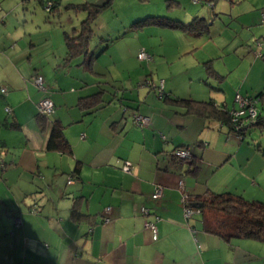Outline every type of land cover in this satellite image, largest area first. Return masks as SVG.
<instances>
[{
    "label": "crops",
    "instance_id": "obj_1",
    "mask_svg": "<svg viewBox=\"0 0 264 264\" xmlns=\"http://www.w3.org/2000/svg\"><path fill=\"white\" fill-rule=\"evenodd\" d=\"M3 6L25 9L22 23L14 25L6 20L10 11L0 14V88H6L5 94L0 92V161L5 165H0V182L16 186L13 194L21 202L7 207L13 216L19 215L21 226L4 228L10 232L4 241L0 238V244L17 252L15 264H264V241L223 238L204 229L199 211L184 215V193L201 200L208 192L228 191L264 202L247 197L246 188L221 187L226 165L232 172H240L248 185L264 184L255 170L247 171L251 166L244 163L240 167L233 161L241 151L245 154L242 160H248L249 146L223 122L225 127L220 126L213 139L224 131V143L229 145L212 140L210 131L213 125L217 127L218 119L181 101L213 100L214 94L223 100L226 88L221 78L225 73L206 64L213 56L208 55L203 64L200 59L194 61L196 65L190 63L189 77L196 79L197 86H203V81L213 89L208 91L210 99L186 92L185 87H167L166 82L162 100L148 90L134 95L119 79H109L104 69L108 65L98 60L104 51L87 65L81 64L84 59L79 55L67 59L66 30L51 25L43 2L0 0V10ZM36 9L43 18L26 16L27 10L34 13ZM190 14V19L201 18L208 33L218 13L210 17L199 11ZM19 24L26 27L17 29ZM204 29L201 33L206 34ZM111 36L93 37L90 51L92 44L96 50L102 39ZM139 46L137 42L127 54L137 59ZM195 46L190 42V50ZM192 68L198 77L193 76ZM35 74L43 76L47 92L34 84ZM210 74L216 75V82L209 79ZM45 94L55 106L49 117L37 115L38 101ZM92 94L99 101L88 106L81 97ZM222 102L226 108L227 103ZM6 104L12 107L11 114L5 113ZM134 113L148 116L149 125L136 127ZM54 125L62 129L69 149H47ZM175 147L190 150L189 162L171 156ZM125 161L131 163L128 172L122 169ZM156 184L161 195L153 198ZM0 201L8 204L1 197ZM32 205L37 212L31 214ZM142 206L148 213L141 212ZM148 219L157 226L156 239L146 225Z\"/></svg>",
    "mask_w": 264,
    "mask_h": 264
},
{
    "label": "rangeland",
    "instance_id": "obj_2",
    "mask_svg": "<svg viewBox=\"0 0 264 264\" xmlns=\"http://www.w3.org/2000/svg\"><path fill=\"white\" fill-rule=\"evenodd\" d=\"M13 1L10 0V2ZM85 1L102 3L105 0H61L58 2L57 8L54 9V14H50L51 25L60 28L61 32L66 30L69 33L75 27H80L88 12L81 5ZM38 3L36 2V4ZM32 6L33 4H31ZM8 9L3 6V9L0 10V14L3 13L4 16L9 11L11 12L6 19L7 22L12 25L18 24L20 21L22 23L25 9L22 7ZM43 10L46 14L48 13L46 7ZM195 11L205 13L208 17L218 13L208 33L204 29L206 34L195 33L193 35L189 31L155 24H146L135 30L129 29L132 21L147 15H168L188 23L192 20L190 13ZM262 12H264V0H110L92 22L96 34L95 38L103 33L112 34L110 38H106L105 42L100 41L103 43L102 46L104 44L107 46L106 50L98 56V60L101 64L106 63L108 65L104 69L108 70L109 79L111 77L119 79L134 95L148 90L153 93L152 96L162 100L165 97L159 96L156 85L163 81L164 86L166 82L167 87L170 84L174 87H185L186 92L195 91L199 96L210 99L211 96L208 91L213 89L207 87L203 81H201L203 86H197L196 79L189 80V77L190 66L192 65L190 63L194 64V61L200 59L203 64L204 59H208V55L213 56L211 62L206 64L213 65L214 68L218 67L220 70L223 69L222 73H225V76L221 78V82L226 88L222 93L223 100L220 96L213 95L212 99L215 104L212 105H214V109L218 110V107L224 111L228 108L229 111L235 109L239 105L235 99L236 92L243 96L252 95L256 97L255 108L262 115L259 119L261 122L248 121L249 125L246 127L249 128L246 136L245 133L241 137L235 134L240 141L242 140L243 144L249 146L251 150L249 158L246 161L242 160L245 154L241 151L238 156L234 157L233 161L235 165L240 167L246 163L252 167L247 171L252 173L255 170L256 176L259 175L260 178H264V95L258 96L259 91H264V22L261 19ZM32 14H37L36 18H43L39 9H36L34 13L26 11L27 17ZM212 17L214 16L212 15ZM15 27L21 29L26 26L19 24ZM137 42L138 45L141 44L138 49L144 48L150 57L140 60L127 54ZM190 42L196 43L192 50H190ZM102 46L95 50V46L92 44L93 51H97ZM120 59L122 60L120 61ZM186 68H189V71ZM191 71L193 76H199L198 71L195 73L194 68ZM210 75L212 78L209 79L216 82V75ZM145 92L143 93L145 94ZM222 101L227 103L226 108ZM221 123V120H217V127L213 125L215 128H211L212 135H209L212 136V140L220 141L223 146L225 144L228 146L229 142L224 143L226 137L224 131H222L219 139H213V136H216L219 131V127L224 126ZM225 125L228 128V125ZM190 158H177V160L189 162ZM239 159L242 163H239ZM0 165L5 166L1 161ZM226 173L229 176L226 177ZM222 174H225L226 179L221 187L229 185L233 189L236 186L241 187L240 190L246 188L245 195L247 197L255 196L256 199H264V184L248 185L240 172H232L227 165L223 168ZM221 176L219 175L218 178ZM214 179L212 178L211 181ZM13 191L16 193V186L5 185L0 182V197L8 203L6 205L5 202L0 201V238L3 241L6 239L4 235L10 232V230L4 231V228L14 225L13 212L7 207L21 205ZM29 213L31 212L29 211ZM241 240L252 242L246 239ZM17 256V252L11 250L8 244H0V264H15Z\"/></svg>",
    "mask_w": 264,
    "mask_h": 264
},
{
    "label": "trees",
    "instance_id": "obj_3",
    "mask_svg": "<svg viewBox=\"0 0 264 264\" xmlns=\"http://www.w3.org/2000/svg\"><path fill=\"white\" fill-rule=\"evenodd\" d=\"M39 1L43 2L45 6H47L46 4L49 2L47 10L50 14L53 13L55 8H57L56 0ZM109 1L110 0H105L100 4H94L88 1L81 3L84 9L88 10V12L86 17L83 18L80 27L74 29V32L69 33L65 31L64 40L67 49V59L79 55L84 59H81V64L87 65L93 59H95L99 53L106 50L105 48L107 45L104 44L97 51H90L89 44L93 37H95V33L92 29V19L102 8L107 6ZM72 6H74V4H72ZM146 24L168 26L189 31L191 33H201L206 27V24L203 23L201 18L198 19L193 17L190 22L184 23L178 20L176 17H170L168 15H147L144 18H139L132 21L130 23V27L137 29ZM106 40L107 39H102L103 42ZM210 73H213V70L210 69ZM164 95L165 92L163 95H161V98L164 97ZM261 95H264V91H260L258 93V96ZM247 97L255 96L249 95ZM98 98L99 96L96 94H92L83 98L81 97L82 101L88 104V106L89 104H96L99 101ZM175 99L178 98H174L173 100ZM181 101L186 103L190 108H193V110L197 112L204 113L207 116L210 115L217 118L218 120H221L224 124L228 125L229 130H234L235 128L237 129L235 122L232 121L231 115L229 113L230 111L228 109L224 111L219 107L218 110L214 109V105H212L214 103L213 100L196 101L181 99ZM88 106H84V108ZM37 115L41 116L39 112ZM261 117V113L257 112L255 117L256 122H254H261V120H259ZM249 122H245L242 127H239V130L237 131L238 135H243L245 133L243 129L247 128L246 126L249 125ZM46 147L49 150L60 151L69 149V145L66 142L64 134L62 133V129L59 126L54 125L52 127ZM187 196L190 206H193V202L195 203L196 201L201 203L199 212L201 213L202 224L206 231L220 235L223 238L238 236L264 241V202L249 200L241 195H237L228 191L222 193L208 192L201 200H196L190 196V194H187Z\"/></svg>",
    "mask_w": 264,
    "mask_h": 264
},
{
    "label": "built area",
    "instance_id": "obj_4",
    "mask_svg": "<svg viewBox=\"0 0 264 264\" xmlns=\"http://www.w3.org/2000/svg\"><path fill=\"white\" fill-rule=\"evenodd\" d=\"M199 1V0H197ZM46 8H48L49 6V2H47L46 4ZM262 22H264V12H262ZM150 57V54L144 49V48H140L139 51L137 52V58L138 59H143V58H148ZM32 81L37 85V87L40 90H43L45 92H47L45 85H44V81H43V76L41 74H35L34 76H32ZM156 87L159 90V96L163 95L164 93V82L160 81L159 85H156ZM0 92L2 94L6 93V88L5 87H1L0 88ZM235 99L239 102V105L231 110L229 113L231 115L232 121L235 122V125L237 127V129L235 130H231L234 134H237V131L239 130V127H242L244 125L245 122L248 121H255V117L257 115V110L255 108V102H256V97H247V96H243L241 94H239L238 92L235 94ZM38 112L45 117H48L49 115H51L54 110H55V106H54V102L52 100V98L48 95L45 94L43 95L39 101H38ZM4 110L7 114H11L12 113V107L9 104H6L4 107ZM150 119L148 116L140 114V113H134L133 114V123L141 128L147 127L149 125ZM239 137H241V135H239ZM171 156L174 158H181V159H185V158H190L191 157V152L188 148L185 147H176L171 151ZM131 167V163L129 161H125L124 164L122 165V169L126 172H128L130 170ZM72 178L69 177L68 178V182H71ZM152 197L153 198H158L161 195V187L160 185L156 184L154 186V190L152 192ZM182 204H183V209H184V215L186 217H190L192 215V213L199 211V208H194L193 206L189 205V200H188V196L187 194H183L182 198ZM108 209V207H107ZM106 209V210H107ZM149 209L146 206H142L141 208V212L143 214L148 213ZM30 212L31 213H36L37 209L35 207V205H32V207L30 208ZM14 225L16 227L21 226V218L19 217V215L14 216ZM146 225L150 228L151 232H152V238L156 239L157 238V226L156 224L148 219L146 220Z\"/></svg>",
    "mask_w": 264,
    "mask_h": 264
},
{
    "label": "water",
    "instance_id": "obj_5",
    "mask_svg": "<svg viewBox=\"0 0 264 264\" xmlns=\"http://www.w3.org/2000/svg\"><path fill=\"white\" fill-rule=\"evenodd\" d=\"M193 206H195V207L198 206V207H199V206H200V203H194V202H193Z\"/></svg>",
    "mask_w": 264,
    "mask_h": 264
}]
</instances>
